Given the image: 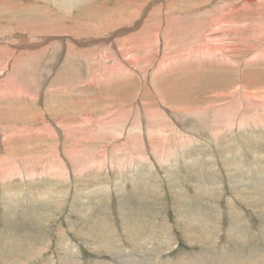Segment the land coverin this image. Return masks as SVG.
<instances>
[{
    "label": "rangeland",
    "instance_id": "374dc122",
    "mask_svg": "<svg viewBox=\"0 0 264 264\" xmlns=\"http://www.w3.org/2000/svg\"><path fill=\"white\" fill-rule=\"evenodd\" d=\"M263 55L264 0H0V264H264Z\"/></svg>",
    "mask_w": 264,
    "mask_h": 264
},
{
    "label": "bare ground",
    "instance_id": "6f19581e",
    "mask_svg": "<svg viewBox=\"0 0 264 264\" xmlns=\"http://www.w3.org/2000/svg\"><path fill=\"white\" fill-rule=\"evenodd\" d=\"M247 1H248V0H247ZM245 2H246V0H245ZM249 2H250V0H249ZM251 3H253V2H251ZM243 4H244V3H243ZM243 4H242V5H243ZM249 4H250V3H249ZM177 23H178V22H177ZM228 26H229V25H228ZM168 32H169V31H168ZM159 33H160V32H159ZM162 34H163V33H162ZM165 35H166V33H165ZM133 39H134V38H133ZM133 39H132V40H133ZM100 44H101V43H100ZM235 44H236V43H235ZM175 45H176V44H175ZM117 49H118V47H117ZM208 49H209V48H208ZM216 50H221V49H216ZM216 50H215V51H216ZM205 51H206V50H205ZM210 51H212V50H210ZM195 52H196V51H195ZM197 52H198V51H197ZM209 53H210V52H209ZM213 53H214V52H213ZM211 56H213V55H211ZM257 57H258V56H257ZM263 57H264V55H263ZM263 57H262V59H263ZM8 58H9V57H8ZM197 58H198V57H197ZM199 58H200V57H199ZM258 58H259V57H258ZM260 58H261V57H260ZM260 58H259V59H260ZM180 60H182V59H180ZM198 60H199V59H198ZM249 60H250V59H249ZM257 61H258V59H257ZM261 61H262V60H261ZM150 62H151V61H150ZM150 62H149V63H150ZM255 62H256V61H255ZM179 63H180V62H179ZM179 63H178V64H179ZM184 63H185V62H184ZM189 63H190V62H189ZM200 63H201V62H200ZM180 64H181V63H180ZM167 65H168V64H167ZM182 65H183V64H182ZM193 65H194V64H193ZM163 66H164V65H163ZM168 66H169V65H168ZM161 68H162V67H161ZM158 69H159V68H158ZM156 70H157V69H156ZM155 72L158 73L157 71H155ZM155 72H154V73H155ZM157 107H158V106H157ZM184 111H185V110H184ZM171 113H172V111H171ZM182 113H183V112H182ZM116 114H117V113H116ZM160 114H162V113H160ZM173 114H175V113H173ZM178 114H181V113H178ZM187 114H188V113H187ZM162 115H164V114H162ZM25 170H26V169H25ZM1 174H2V173H0V175H1ZM49 264H50V263H49Z\"/></svg>",
    "mask_w": 264,
    "mask_h": 264
}]
</instances>
